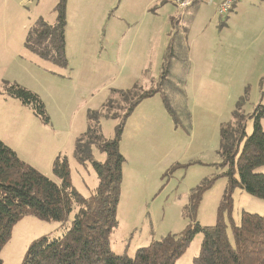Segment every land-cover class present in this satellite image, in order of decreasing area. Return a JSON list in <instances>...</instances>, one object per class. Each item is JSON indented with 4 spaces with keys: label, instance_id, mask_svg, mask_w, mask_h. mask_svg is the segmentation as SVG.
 I'll use <instances>...</instances> for the list:
<instances>
[{
    "label": "rangeland",
    "instance_id": "1",
    "mask_svg": "<svg viewBox=\"0 0 264 264\" xmlns=\"http://www.w3.org/2000/svg\"><path fill=\"white\" fill-rule=\"evenodd\" d=\"M59 2L0 0V139L58 183L52 164L58 155L66 156L70 181L82 195L90 196L98 185L96 172L90 162L82 164L75 157L77 139L89 127V112H101L99 127L111 139L118 120L106 116L103 105L111 98L108 112L124 114L123 98L114 90L135 85L138 89L159 88L168 96L178 121L166 110L159 93L142 100L128 117L120 142L125 161L117 209L119 225L111 234L112 251L134 256L153 239L181 232L190 222L183 214L190 190L216 176L197 214L202 225L215 224L228 181L219 152L221 126L234 121L240 100L239 111L248 116L246 136L250 135L253 114L259 104L264 105V0H238L223 14L214 0L196 1L185 9L171 1L165 7L127 16L132 20L127 22L139 27V33L144 28L156 30L149 34L150 55L145 54L144 59L130 50L124 56L118 49L120 16L93 8L95 0H70L65 67L40 58L23 43L15 46L18 32L14 31L20 26L27 23L29 27L38 17L56 22L54 8ZM164 29L186 39L189 46L188 59L183 49L175 50L166 81L161 79L168 45ZM202 74L207 77L202 79ZM9 81L39 95L50 117L48 123L4 92ZM216 82L230 86V90ZM261 124L264 129V116ZM92 152L95 159L106 160V153L96 146ZM254 171L264 174V164ZM233 198L235 221L242 211L264 214V199L240 187ZM73 217L74 213L67 225ZM62 223L32 213L20 218L1 249L3 264H20L34 240L60 235ZM201 242L200 232L176 264H192Z\"/></svg>",
    "mask_w": 264,
    "mask_h": 264
},
{
    "label": "trees",
    "instance_id": "2",
    "mask_svg": "<svg viewBox=\"0 0 264 264\" xmlns=\"http://www.w3.org/2000/svg\"><path fill=\"white\" fill-rule=\"evenodd\" d=\"M66 7L67 0H60L55 6L58 17L54 23L43 17L34 19L24 42L28 50L60 67L68 65ZM179 49H183L188 59L187 40L171 33L162 63V81L168 80L170 59ZM4 92L32 108L45 123L50 121L45 104L37 93L10 81L5 83ZM113 93L123 98L124 114L119 116L108 112L111 98L103 109L106 116L118 120L115 136L111 139L104 136L99 127L101 112L93 110L89 112V127L76 142V159L82 164L90 162L98 178V185L90 196L82 195L73 186L66 156L58 155L52 164L53 172L60 178L58 183L23 160L0 139V252L10 238L14 223L32 213L40 219L63 221V232L34 240L20 264H176L200 232L201 250L192 264H264V214L242 211L239 221L233 217L236 188L264 199V174L254 171L264 164V129L261 124L264 105L257 106L253 114V131L246 136L248 116L239 111L240 100L234 111V121L223 124L220 129L219 152L221 165L226 167L223 174L228 181L217 208L216 223L202 225L197 220L203 195L215 176L190 190L189 201L183 210L190 222L181 232L153 239L138 248L134 256L112 251L111 234L119 225L117 209L125 161L120 142L128 117L142 100L159 93L166 110L178 121L168 96L159 88L144 89L141 86L138 89L135 85L129 89H115ZM93 146L106 153V160L94 158ZM72 213L73 220L67 225L66 220ZM0 264H3L1 257Z\"/></svg>",
    "mask_w": 264,
    "mask_h": 264
},
{
    "label": "crops",
    "instance_id": "3",
    "mask_svg": "<svg viewBox=\"0 0 264 264\" xmlns=\"http://www.w3.org/2000/svg\"><path fill=\"white\" fill-rule=\"evenodd\" d=\"M171 1L174 2V0H95V2L91 4V6L93 8H100L104 10V12L107 13L108 15L117 14V16H120L118 17V19L121 22L120 27L122 26V30L120 31V34L116 36L118 49L122 52L124 56H126L127 51L130 50L134 52L135 57L144 59L145 54H147L148 56L150 55L149 51L151 49L152 36L149 37V34L150 32H156V30L154 28H150V31H148L147 29L144 28L142 30V33H139V27L138 28L135 27L133 22L128 23L126 19H128L129 21L132 20L127 16H138L141 15L142 13L150 12L151 10L156 9L158 7H165L168 4V2ZM196 1H201V0H196ZM209 1H213V0H209ZM214 1L218 2L217 5L219 8V5L224 0H214ZM69 3L70 0H67L68 7H69ZM124 22L128 24L124 25L125 24ZM27 29L28 26L26 23L24 27L20 26L19 29L14 31V33L18 32V35H16L15 37V40H18V42L15 45L16 47L20 46L22 43L24 45ZM164 31L166 33V38H167L166 42H168L169 41L168 38H170V35L167 29L166 30L164 29ZM142 67L143 66H141V69ZM146 71L147 69H145L144 72ZM202 76L207 77L204 74H202L200 75L202 79H203ZM216 83H218V85H221L219 82ZM221 86L225 90H230V86H223V85Z\"/></svg>",
    "mask_w": 264,
    "mask_h": 264
},
{
    "label": "built area",
    "instance_id": "4",
    "mask_svg": "<svg viewBox=\"0 0 264 264\" xmlns=\"http://www.w3.org/2000/svg\"><path fill=\"white\" fill-rule=\"evenodd\" d=\"M196 0H174V3L177 4L180 8L185 9L189 7L193 2ZM238 0H224L218 8L219 13L223 14L227 12L232 5L237 2Z\"/></svg>",
    "mask_w": 264,
    "mask_h": 264
}]
</instances>
